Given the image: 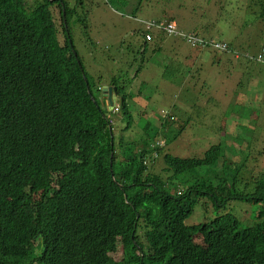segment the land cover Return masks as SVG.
<instances>
[{"label":"trees","instance_id":"1","mask_svg":"<svg viewBox=\"0 0 264 264\" xmlns=\"http://www.w3.org/2000/svg\"><path fill=\"white\" fill-rule=\"evenodd\" d=\"M25 2L0 0V264H33L34 258L39 264H264V176H244L245 186L259 194L253 201L263 205L256 218L226 213L187 225L199 198L212 197L217 208L251 200L224 170L245 174L246 163L227 158L220 169L221 144L202 158L165 154L171 174L164 180L145 164L163 153L153 140L160 133L147 134L136 148L125 146L118 160L106 113L88 93L83 75L91 90L93 77L76 55L71 29L62 30L61 44L54 21V5L62 18L65 4L69 23L81 0L76 8L43 0L31 12ZM235 40L245 43L239 35ZM120 79L111 82L119 86ZM127 89L124 84L122 108L130 125ZM184 130L183 124L164 136L169 143ZM127 144L134 142L119 148ZM216 164L215 174L209 166ZM199 168L207 170L201 175ZM178 180L194 182L178 195L167 189Z\"/></svg>","mask_w":264,"mask_h":264},{"label":"rangeland","instance_id":"2","mask_svg":"<svg viewBox=\"0 0 264 264\" xmlns=\"http://www.w3.org/2000/svg\"><path fill=\"white\" fill-rule=\"evenodd\" d=\"M25 1L28 10L43 2ZM65 1L69 8H76V0ZM52 12L56 27L61 29L58 37L63 44V21L58 5L52 7ZM208 12L212 13L211 17L207 16L209 14L204 16ZM165 13L167 19L164 18ZM150 17V20L164 18L173 21L178 30L185 32H200L197 28L212 24L213 28L220 30L213 34L217 42H230L235 36H242L245 43L238 49L241 59L237 60L234 53L212 49L208 44L193 45L182 35L167 29L159 31L147 42L138 30H145L143 21ZM183 18L190 20L191 26L184 23ZM68 26L75 51H78L87 74L93 77L94 97L100 99L99 83H110L115 76L122 79L121 89L124 84L126 87L130 84L127 91L133 95L128 101V111L133 116L130 125L124 109L120 113L106 109L108 118L113 121L118 160L123 159L125 146L136 148L137 141L144 139L152 130L160 133L153 139L158 142L167 140L164 134H171L184 124L182 135L166 142L161 157L156 163L148 164L154 165L152 171L167 180L171 172L167 171L165 154L183 159L202 158L212 146L221 144L224 154L220 159V169L225 168L222 163L227 158L246 163L245 174L238 175L232 168L224 170L230 178H237L240 183L237 190L251 197L249 201L231 200L220 208L214 206L210 196L199 198L186 224L198 225L226 213H232L240 221L247 217L256 218L263 205L253 201L259 194L256 189L245 186L244 176H264V62L256 60L264 51V0H81L76 16L69 20ZM145 43L148 49L140 56L138 52ZM173 55L183 68L189 66L185 69L183 81L182 74L178 72L176 76L166 67ZM208 58H225L231 62L220 64L215 61L207 65ZM95 62L100 66H95ZM142 63L151 69L150 72L144 70L133 78ZM166 79H172L173 83L168 85ZM147 122L152 124L148 128L150 131L144 130ZM132 141L134 144L119 148L120 143ZM209 168L215 174L220 171L218 164ZM205 170L207 168L197 171L203 175ZM193 182L178 180L167 189L176 194ZM195 242L202 244V237L197 236ZM122 254L120 246L113 257L118 260Z\"/></svg>","mask_w":264,"mask_h":264},{"label":"clouds","instance_id":"3","mask_svg":"<svg viewBox=\"0 0 264 264\" xmlns=\"http://www.w3.org/2000/svg\"><path fill=\"white\" fill-rule=\"evenodd\" d=\"M49 2H53L54 0H48ZM26 3V2H25ZM38 6V5H37ZM59 7V6H58ZM25 8H26V5H25ZM35 8H33V9H31V10H28L27 8H26V10L28 11V12H31V11H33ZM63 16H62V30L64 29V28H66L67 29V31H68V28H69V26H68V21H67V19H66V17H65V15H66V9H65V4L63 3ZM191 11V10H190ZM59 14H60V10H59ZM207 14H209V15H207ZM212 16V13L211 12H208V13H205L204 14V16ZM182 21L184 22V23H188L189 24V26H191V21L190 20H188V19H186V18H183L182 19ZM143 25H145V30H142V29H140V30H138V31H141L142 33H143V36L144 37H146V40H147V42H149L150 41V39L156 34V33H159V31H162V30H169V31H172L173 33H175V34H180V35H182L186 40H189L193 45H197V44H199V43H203V44H208V45H210L211 47H212V49H215V50H219V51H221L222 53H234V54H236L235 55V58L237 59V60H240L241 59V57H240V55H239V52H238V49H240L241 47H242V45L243 44H240V43H237L236 42V40H235V38L233 39V40H231L230 42H217V41H215L214 39H213V34L216 32V31H220L219 29H217V28H213L212 27V24H207V25H203L201 28H197V29H199L200 30V32H197L196 30H194V31H191V32H185V31H182V30H178V26H177V24L175 23V22H173V21H163V22H158L157 20H155V19H152L151 20V22H146L145 24H143ZM156 26V27H155ZM58 29V28H57ZM61 29H58V32L60 31ZM138 31H133V32H138ZM202 35H205V36H201V34ZM207 37H209L208 39H206ZM210 39V40H209ZM142 50L141 51H139L138 52V55H142V54H144L145 52H146V50L148 49V44H142ZM144 51V53H142ZM76 55H78L77 54V52H76ZM246 57H248V55H246ZM204 59H206V55H204ZM209 59V63L207 64V65H211V64H214L215 63V61H218L220 64H228V63H230L231 62V60H229V59H225V58H216V60H213V59H210V58H208ZM252 59H254V58H252ZM258 62H264V53L263 54H261V55H259L258 57H257V59H256ZM146 71L147 72V68H146V65H145V63H142V65L140 66V68L138 69V71L135 73V75L133 76V78H136L142 71ZM201 72V71H200ZM201 74L203 75L204 73L203 72H201ZM83 78H84V81H85V78L87 79V81H85V83L87 84V89H88V93L90 94V96H91V98L96 102V103H100V106L98 105V107L100 108L101 107V109L103 110V111H105V113H106V109H110V110H113V111H115V112H117V113H120L121 112V109H123L122 108V105H123V102H124V93L123 92H121V88L118 86V85H114V84H112V82H110V83H105V84H107V85H105V84H100L99 83V85H98V87H97V89H98V91H99V93H100V99L98 100L96 97H94V95H93V92H92V90H91V88H90V86H89V82H88V78H87V76L84 74L83 75ZM119 82H122V79H120L119 80ZM130 85V84H129ZM129 85H127L128 87H129ZM104 86H112V87H117V91L115 92H113L112 93V96L113 97H115V99H116V101H117V99H119V101H117L116 103L114 102V99H113V97H112V101H113V106H111L110 105V103L108 102L107 103V99H108V97L107 98H105L104 96H103V87ZM222 87V86H221ZM129 89V88H128ZM127 89V91H129ZM106 96H108V94L106 95ZM97 99V100H96ZM118 109V110H117ZM101 111V110H100ZM106 118H107V120H108V122H109V124H110V129H111V131L113 132L114 131V127H113V121L110 119V118H108V116H107V114H106ZM113 137H114V135H113ZM114 141H115V139H114ZM162 141H164V145H161L160 143L162 142ZM166 142H168V140H161V141H156V143L158 144V146H159V148H164V147H166V145H167V143ZM137 144H139V142L137 141ZM126 147H128V145L126 146ZM163 154V153H162ZM161 154V155H162ZM114 156V153L112 152L111 153V159L113 158V156ZM156 157H157V159H158V154L156 155ZM148 163H150L148 160H145V164H148ZM111 167H112V161H111ZM182 192L183 191H178L176 194H178V195H180V194H182ZM34 241V240H33ZM38 242V244L40 243V241H37ZM36 245V242H34V245H35V247H38L39 245ZM33 264H39L37 261H36V259L34 258V260H33Z\"/></svg>","mask_w":264,"mask_h":264},{"label":"crops","instance_id":"4","mask_svg":"<svg viewBox=\"0 0 264 264\" xmlns=\"http://www.w3.org/2000/svg\"><path fill=\"white\" fill-rule=\"evenodd\" d=\"M180 58V56H177V59H179ZM166 67H169V69L170 70H172V71H174V73H175V75L177 76L178 75V72H179V74H182V76H183V79H182V81L184 80V78H185V69H189V66L188 67H186V68H183V65L182 64H179V61L178 60H176L175 59V57H174V55L173 56H171L170 58H169V60H168V62H167V65H166ZM165 67V68H166ZM153 68V67H152ZM150 68H147V72H150ZM191 74H193V73H191ZM100 81V80H99ZM165 83H173V81H172V79H166L165 80ZM112 84H114V83H112ZM105 85H107V84H105ZM169 85V84H168ZM158 90V89H157ZM113 99H114V102L116 103L117 101H119V99H117V101H116V99H115V97H113ZM111 109V108H110ZM151 134H154V130H152L151 131Z\"/></svg>","mask_w":264,"mask_h":264},{"label":"water","instance_id":"5","mask_svg":"<svg viewBox=\"0 0 264 264\" xmlns=\"http://www.w3.org/2000/svg\"><path fill=\"white\" fill-rule=\"evenodd\" d=\"M85 81H87V79L85 78ZM116 92L117 91V87H112V86H104L103 87V96L105 97V98H107L108 97V101H107V103L109 102L110 103V105L111 106H113V101H112V93L113 92ZM108 94V96H106ZM113 156V155H112Z\"/></svg>","mask_w":264,"mask_h":264},{"label":"built area","instance_id":"6","mask_svg":"<svg viewBox=\"0 0 264 264\" xmlns=\"http://www.w3.org/2000/svg\"><path fill=\"white\" fill-rule=\"evenodd\" d=\"M117 110H118V109H117ZM160 144H161V145H164V141H162Z\"/></svg>","mask_w":264,"mask_h":264}]
</instances>
